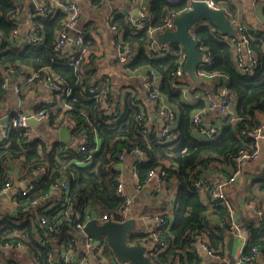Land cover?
Segmentation results:
<instances>
[{
  "label": "trees",
  "instance_id": "obj_1",
  "mask_svg": "<svg viewBox=\"0 0 264 264\" xmlns=\"http://www.w3.org/2000/svg\"><path fill=\"white\" fill-rule=\"evenodd\" d=\"M146 2L148 17L144 27H134L123 13L116 14L112 25L122 32L121 45L130 46L134 50V55L129 58L126 67L135 70L147 66L150 68L149 71L154 70L160 76V92L167 98L168 106L175 110L178 118V123L166 132L159 121L152 120L146 106L139 105L131 93H128L123 103L119 102L114 109L118 112L116 121H108L111 116L103 112L102 100L97 94L104 93L111 100L112 105L113 100L101 80L84 78L81 74L82 63L76 70L67 64L66 58H61L54 50V31L65 18V13L59 12L52 19L36 17V22L43 26H41L44 31L42 43H17L12 39L10 41L8 37L18 24L16 19L13 18L15 21L12 19V14L20 6L12 0H0V32L9 41H4L3 45L6 49L0 52V100L8 94L3 84L4 73L9 68L25 76L34 70L49 68L57 76L60 86L70 91V95L63 92L69 107L58 117L59 111L52 108L53 104L44 103L38 107L48 113L53 129L60 127L59 118L62 115L76 119L77 125L73 128L75 137L78 139L79 136H85L89 140L86 152L80 153L74 148L67 151L64 143L54 139L51 141L53 146L51 149L44 144L42 138L35 139L29 144L26 142L28 140L26 130L19 127H12L9 136L0 140V179L2 180L0 187L7 181L3 176L13 161H23L30 170L39 167L46 169L45 174L30 192L23 196L26 204L49 193L51 186L62 178L70 183L69 191L58 200L60 201L58 208L45 213L47 224L52 230H49L47 225H43L34 212L36 219L34 221L27 218L20 224L14 225V222L11 220L10 223L8 219H13L17 214L9 213L4 214L0 221V240L22 242L39 264H51V256L55 257L57 263L65 264L60 257L62 251L79 248L83 236L77 228V223L86 213L97 210L101 215H113L126 204L127 196L118 193L120 172L116 168V164L120 161L119 155L125 150L131 152L140 149L147 157L137 165L139 182L143 183L149 171L158 166L167 168L166 178H177L174 218L164 233L168 247L157 255L149 254L154 264H201L199 249L194 246V241L189 236L190 231H205L209 236L211 247L215 250H224L225 236L232 235L231 213L228 206L217 199L206 202L193 182L207 174H213L218 178L226 176L228 171L222 168L223 165L232 164L240 149L253 148L252 138L242 134V129L246 125L249 128L257 125L259 114H264V31L254 32L250 28L246 31L258 60L254 73L250 74L237 67L234 43L214 30L210 22L201 21L193 27L194 36L200 44L207 47L212 57L211 62L201 67L199 71L205 75H213L216 88L224 84L226 78V88L236 98L232 115L238 118L232 122L231 114H226L225 118H230V121L221 131L214 138H203L193 131L192 118L197 110L207 107L206 101L202 98H196L192 102L186 100L180 86L188 85L191 91L198 88L185 71L182 76H174L182 49L177 42H173L163 55L148 50V45L152 41L150 28L192 6L193 2L192 0H146ZM215 2L223 6L222 3L226 1L215 0ZM239 34L241 36L242 32ZM86 40L87 36L84 37L83 44ZM199 76L201 77L200 72ZM91 88H96L98 93L93 94ZM156 104L158 106V103ZM142 112L146 115L148 125L139 118ZM144 127L149 128L145 133ZM249 184L252 194L248 199L252 200L256 196L253 191L257 189L262 191L259 196L262 204L264 173L259 174ZM230 192L231 189L228 187L227 194L229 193L228 197L232 203ZM24 200L21 202L24 203ZM20 210L23 211H19V215L14 217L16 220L21 218L22 214L29 213L26 211L31 212L23 208ZM76 212L81 213L80 219H76ZM68 214H71L69 219H67ZM165 216L169 218L168 214ZM215 217L219 218L220 222L214 221ZM251 222H246L249 237L243 252L249 253L251 247L259 246L264 254V223L256 226ZM16 228L22 229L27 235L14 234ZM145 236V233L135 231L129 235V239L131 241ZM187 247L194 249L186 252ZM106 252H112L108 244Z\"/></svg>",
  "mask_w": 264,
  "mask_h": 264
},
{
  "label": "crops",
  "instance_id": "obj_2",
  "mask_svg": "<svg viewBox=\"0 0 264 264\" xmlns=\"http://www.w3.org/2000/svg\"><path fill=\"white\" fill-rule=\"evenodd\" d=\"M45 1L56 2V0L13 1L20 7H18V16L16 18L18 24L14 28L17 29V31L14 32L13 30V32L9 35L8 39L10 41L13 40L17 43L24 42V37L27 33L30 32L28 25L30 16L35 13L36 5H41L42 2ZM70 1L79 6V27L85 28V36H87L86 43L83 44L81 50L83 54L81 74H83L84 78H92L93 81L101 80L100 82L104 84L103 86L105 90L107 89L106 91L111 94L110 96L113 100L114 109L119 102L123 103V101L125 100V96L128 93H131L132 96H135V99L137 100L139 105L144 104L146 106L148 113L151 114L152 120L157 122L160 121L158 116V106L156 102H153L149 99L148 90L144 80V75L149 72L150 68L144 66L140 69L131 70L126 67L128 61H122L120 59V53L123 47L120 43L121 36L118 35L111 26L113 18L118 13H123L127 19L129 17V14L137 15L138 12L135 4L136 2L133 0ZM225 1L227 3L223 2V6H221V8H224L227 11L231 22L234 19L236 20V23L243 24L245 27L254 30V32H258L260 30L264 31V0H247L246 2L245 0ZM59 12L60 11H58L57 14ZM40 17L44 19L53 18V16L51 15ZM41 33H43L44 35L43 29ZM56 33L57 28L54 31V39L56 37ZM75 34L76 33H74L73 31L71 32V35L73 37L75 36ZM5 38L4 41L6 40V42H9L8 39ZM78 49H81V47H78ZM4 74L6 86L3 87L5 88V90H7L8 94L4 99L0 100V135L2 131L1 126L4 124L6 119L8 121L9 118L12 117L18 109L28 113L40 108L38 107V105L40 106V104H53L52 108L59 111L57 117L62 112L64 113L66 109H68L66 96L63 95L62 92H58L55 94V92L50 89L48 83L44 79L37 80L33 84H27L24 77L20 74H17L15 72H5ZM183 77H185V75ZM200 78L202 79V84L199 87L195 85V87L198 88L197 90L193 89L191 91L188 85L180 86L183 89V96L186 100L192 102L196 98H202L205 95H211L212 97H215L218 93V90L222 86H226L227 84V80L226 78H224L225 83L216 88V83L213 79V75L201 74ZM17 85H20V90L16 89L15 86ZM163 102L167 104L169 103L167 98L164 96ZM63 116L64 115H62V117ZM225 117L226 115L212 113L209 117H207V124L213 123L214 125L222 129L226 125V123L230 121V118L226 119ZM258 118L259 122L264 121V114L260 113ZM40 120L42 121L41 124H32L28 128H21L25 129L28 135V140L26 142L30 144L35 139L42 138L44 144L49 147V149L53 147L51 143L52 139L58 142H62L60 140L59 134L61 128L53 129L50 124V117L48 119ZM177 123L178 118L172 126H175ZM10 129H8L7 137L9 136ZM66 137L68 138V140L62 142L65 144V147H70L77 144L78 140L75 137L74 130ZM71 139L73 140V142L69 143ZM98 144L100 146V142ZM137 162L138 154L127 152L123 155L121 162H119L120 168L118 171L121 172V175L123 177L126 196L129 200L127 218L130 216H134L136 221L135 230L137 232L146 234L145 237H138L134 240H131L130 242L144 244L149 247L150 241H148L147 239V233L151 227V222L146 218V215L148 212H151V214L161 212L164 215L168 214L171 222L172 218H174V209L176 206L174 204V200L177 194L178 182L177 178H170L174 181L171 182V189H169L168 191H162V188L159 186V184H156L155 182H149L144 185L143 188L138 189L136 187L137 181H139L138 175L134 173L135 166L138 165ZM42 168L44 167L30 170L21 160H16L10 163V167L3 177H5V179L7 180H11V188L9 193L0 197V221H2L4 214L7 213H9L10 215H19V211H23L20 210L22 208L25 209V211L31 210V212L26 211L29 213L22 214L20 216L21 218H19L18 216L19 219L17 220L14 218L17 215H15L13 219L9 218L8 220L10 223L12 220L14 222V225H18L27 218H30L32 221H34L36 220L34 219L35 215L36 218L40 219L45 211L51 212L52 210L55 211L58 208V206L60 205V201L58 200L64 194L62 188L60 187L51 189L49 197L37 204H33L31 202L29 204H26L23 197L26 195L21 194L22 190L31 187L33 188L34 185L40 180L42 175L45 174L46 169ZM222 168L228 171L227 175L223 176L222 178H225L232 173V164H228L227 166L223 165ZM261 173H264V140L262 143L260 159L245 162L241 176L230 185V189H232L234 185L237 186L244 181H246L247 183L252 182ZM209 175L214 177L213 174ZM223 175H225L224 172ZM215 178L218 179V176H216ZM0 183H2L1 179ZM22 200H24V203L21 202ZM233 201L232 207L234 212L233 215H231V221L233 217L236 222H239L241 225H245L244 228H248V225L246 223L247 221H252L251 223H254L256 226H260L264 223V201L261 202L262 204H258L257 202L255 203L254 200H249L245 196H239L238 194L234 195ZM33 212L35 213V215ZM213 219L216 222H220V219L217 217ZM231 233L234 236V239L232 241L233 256L235 258H238V256L243 252L246 246L249 233L247 234L246 239L243 237L235 236L232 231ZM14 234H24L23 236L27 235L22 229L18 228L14 230ZM231 236H225L226 247L224 250L227 253L228 260L223 262H228L230 260L228 254ZM80 243L81 244L79 248L84 249L85 243L83 241H81ZM194 246L199 249L197 245ZM191 249L193 250L194 248L187 247L185 251H191ZM58 252L59 251H56V253ZM63 252L64 251H62V254ZM198 254L200 255V258L202 260L201 264H211L212 262H215L211 260L206 254H204L201 249L198 250ZM9 262H12V264H39L31 256L26 245H24V248L16 249H6L0 247V264H7ZM88 264H97V256L91 255L88 259ZM257 264H264V258H260Z\"/></svg>",
  "mask_w": 264,
  "mask_h": 264
},
{
  "label": "built area",
  "instance_id": "obj_3",
  "mask_svg": "<svg viewBox=\"0 0 264 264\" xmlns=\"http://www.w3.org/2000/svg\"><path fill=\"white\" fill-rule=\"evenodd\" d=\"M14 2L17 0H13ZM136 3L137 8V15L133 16L129 14V21L130 23L136 28H142L145 25V21L148 17L147 12V3L145 0H133ZM194 0H192L193 2ZM209 6L214 8H221L215 0H205ZM192 6L187 7L186 9L191 8ZM185 9V10H186ZM60 11L65 13L66 16L62 20L60 26L57 28L56 37L54 40V50L57 55L61 58L67 59V64L73 66L76 70L79 69L81 63L83 62V54L82 44L83 39L85 37V28L79 27V6L74 2L67 0V1H60L56 0V2H49L45 1L42 2L41 5H36L35 13L30 16L28 20L29 30L30 32L26 34L24 37V42L22 43H32V44H39L42 43L44 40V35L41 33L42 28L36 22L37 16H55L57 12ZM18 16V8L15 12H13L12 17L17 18ZM174 16L167 18L162 23L150 28V35L152 36V41L148 45V50L150 52H154L157 55L166 54L169 50L171 44L173 42L165 41L163 43H158L157 41V33L162 32L166 29H174L175 23L173 21ZM233 25L236 26L238 29V34L236 36H230L227 34H222L219 32L216 27L213 26V29L218 31L221 36H224L228 41L234 43V55H235V63L237 67L245 72V73H254V70L258 64L257 57L255 55V51L249 43V35L246 33L247 27L243 24L236 23V20H232ZM112 29L118 35H122V32L118 30L114 25H112ZM195 26V25H194ZM17 29H14L16 32ZM76 33L73 37L71 32ZM239 32H242L241 36ZM193 33V28L191 30ZM240 36V37H239ZM237 37L239 39L237 40ZM4 43V36L0 32V52L5 51L6 47L3 45ZM178 46L182 49L181 58L177 67V70L174 74L175 77L182 76L184 74V65L186 61V51L182 43H178ZM81 47V49H78ZM199 49L203 52V66L209 64L212 60L211 54L207 51V47L203 44L199 45ZM134 55V50L130 46H123V51L120 53V59L122 61H128L129 58ZM17 73L24 77L25 82L27 84H33L37 80H45L50 89L53 92H65L67 95H70V91L61 87L59 82L57 81V76L54 74L52 70L49 68H42L40 70H34L29 75H24L19 71H15L13 68H9L6 73ZM200 74H203L202 71H199ZM145 85L148 90L149 99L153 102L158 103V116H159V124L163 127L164 132L169 130V128L177 121V114L175 110L168 106L167 103L163 102V96L160 92V76L156 71L151 70L147 74L144 75ZM6 86V81L3 84ZM17 90H20V85L15 86ZM90 91L93 94L98 93L96 88H91ZM97 96L102 100V108L105 114L110 115L111 117L108 119L109 122H114L117 119L118 112L114 110L111 100L104 94H97ZM216 97V98H215ZM215 97L211 95H205L202 98L206 101L207 107L197 110L192 118V129L194 132L199 134V136L203 138H214L220 131L221 128L214 125L213 123L207 124V117H209L212 113H217L221 115H226L231 113L236 105V98L233 94L229 92L226 86H222ZM69 107V105H67ZM32 117L39 118V119H48V113L43 109L39 108L33 111L28 112ZM141 120L145 121V125H148V121H146V115L144 112L139 115ZM238 120V118H233L231 121ZM60 127L67 124H71L73 127L77 125L76 119L70 117L69 115L61 116L60 120ZM8 123V124H7ZM3 124V123H2ZM1 124V125H2ZM31 125L27 123V112H23L18 109L15 114L9 118L8 121H5L4 124L1 126V135L0 140H3L8 135V129L11 127H19V128H28ZM149 128L144 127L143 132L145 133ZM242 134L247 135L252 138L253 148H242L239 150L238 154L234 157L232 163V173L225 177V178H218L210 176L209 174L203 175L194 180V186L199 190L203 199L206 202H209L210 199H217L221 200L224 204L228 206L230 209L231 215H233V207L232 203L228 197L227 189L230 185L236 181L242 174L243 166L245 162L258 160L261 157V149L262 143L264 140V121H260L257 125L249 128L246 125L242 129ZM78 142L75 145L70 147H66V150L69 151L70 148H74L76 152H86L87 147L89 145V140L85 136H79ZM127 151H123L119 155V159L121 162L122 157L126 154ZM130 153H137L138 154V162H143L146 160V155L140 149H135ZM89 157V156H88ZM90 158V157H89ZM116 164V168L119 170L120 163ZM44 169V168H42ZM134 173H137V165L135 166ZM168 174L167 168L163 166H158L153 168L149 171L145 181L143 183L137 181L136 187L138 189L143 188L149 182H155L159 184L162 188V191H168L171 189V182L174 180L166 178ZM62 188L63 193H67L69 191V183L65 178H62L55 182L51 188ZM11 188V180L8 179L3 186L0 187V197L9 193ZM31 188H27L22 190V195H27ZM118 193L122 196H126L125 192V184L121 172L118 175ZM50 195L46 193L42 197H38L35 200H32L33 204H37L45 199H47ZM126 204L116 213L113 215L110 214H100L99 220L101 222L111 220V221H123L127 219L128 214V204L129 200L126 198ZM45 211L39 221L43 225H47L49 230H52V227L47 224V218L45 217ZM92 212V211H91ZM91 212L86 213L85 217L81 218V213L76 212V219H80L81 221L77 223V228L79 229L80 233L83 236V242L85 243L84 249L78 248H68L61 254V258L65 264H88V259L91 255L97 256V264H128L125 262L120 261L113 251L111 253H107V243L103 240L100 244H96L95 238L92 235H89L85 232L84 228L87 224V221L91 218ZM74 213V212H73ZM72 213V214H73ZM71 214L67 215V219H69ZM146 218L151 222V227L147 233V239L150 241V246L148 247L150 255H157L168 247V242L164 238L165 230L170 227V220L167 218L163 213L158 212L154 214H147ZM245 225H241L239 222H236L232 217V224L231 230L235 234V236L243 237L246 239L248 234V228H244ZM189 236L193 239L194 245H197L199 249L202 250L204 254H206L211 260L220 263L223 261L228 260V256L226 251L224 250H215L210 245L209 236L205 231L202 230H193L189 232ZM48 241V239H47ZM0 247L6 249H16V248H24V244L20 241H1L0 240ZM260 258H264V254L259 246L251 247L249 253H240L238 258H236V262L234 264H243V263H258ZM50 261L51 264H60L57 263L54 256H51Z\"/></svg>",
  "mask_w": 264,
  "mask_h": 264
},
{
  "label": "water",
  "instance_id": "obj_4",
  "mask_svg": "<svg viewBox=\"0 0 264 264\" xmlns=\"http://www.w3.org/2000/svg\"><path fill=\"white\" fill-rule=\"evenodd\" d=\"M133 16H136V14ZM173 21L175 28L158 32L157 41L160 44L165 41L182 43L186 51L185 72L193 83L201 85L202 79L199 76V69L202 66L204 54L199 49V40L191 33L192 28L198 22L208 21L222 34L236 36L238 29L233 25L224 8L211 7L205 0H194L192 7L176 14ZM27 123L37 125L41 124L42 121L27 113ZM72 131L73 126L70 123L62 126L59 131L60 140L62 142L67 141L66 136ZM72 142L71 139L69 143ZM99 216L97 210H92L91 218L84 228L87 234L94 236L96 244H100L105 240L115 256L122 262L128 264H154L149 256L147 245L130 242L129 235L136 231L134 216H130L123 221L107 220L104 222L99 220ZM233 237L232 235L229 244L228 255L230 260L221 263L212 262L211 264H234L236 262V258L233 256Z\"/></svg>",
  "mask_w": 264,
  "mask_h": 264
},
{
  "label": "rangeland",
  "instance_id": "obj_5",
  "mask_svg": "<svg viewBox=\"0 0 264 264\" xmlns=\"http://www.w3.org/2000/svg\"><path fill=\"white\" fill-rule=\"evenodd\" d=\"M246 1H247V0H245V2H246ZM240 6H241V4H240ZM233 113H234V110H233L231 113H229V114H231L232 119L234 118V116L232 115ZM232 119H231V120H232ZM249 187H250V184L247 183L246 181L240 183V184L237 185V186L234 185V186L232 187V189H231V194H230L231 199L233 200V197H234V195H236V194H238L239 196H245L246 198L251 197L252 192L249 190ZM253 193H254L257 197L255 196L252 200H254L255 203L257 202L258 204H260L259 196L262 194V191H258L257 189H255V190L253 191ZM233 202H234V201H233ZM147 214H151V212H148Z\"/></svg>",
  "mask_w": 264,
  "mask_h": 264
},
{
  "label": "bare ground",
  "instance_id": "obj_6",
  "mask_svg": "<svg viewBox=\"0 0 264 264\" xmlns=\"http://www.w3.org/2000/svg\"><path fill=\"white\" fill-rule=\"evenodd\" d=\"M121 51H123V47H122V50Z\"/></svg>",
  "mask_w": 264,
  "mask_h": 264
}]
</instances>
